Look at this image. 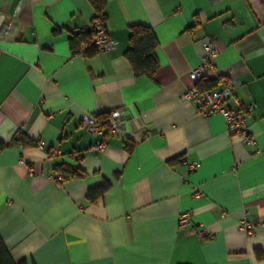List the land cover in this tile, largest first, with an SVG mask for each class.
<instances>
[{"label": "crops", "instance_id": "0c3cea01", "mask_svg": "<svg viewBox=\"0 0 264 264\" xmlns=\"http://www.w3.org/2000/svg\"><path fill=\"white\" fill-rule=\"evenodd\" d=\"M105 13L114 48L74 54L69 37L97 15L89 0H0V142L24 137L0 150V238L13 260L264 264V0H108ZM134 25L157 37L153 76H136L125 56ZM206 34L219 53L203 79L241 81L254 144L182 97ZM113 109L124 114L117 131L84 127ZM61 165L85 176L65 178Z\"/></svg>", "mask_w": 264, "mask_h": 264}, {"label": "built area", "instance_id": "2783aa9c", "mask_svg": "<svg viewBox=\"0 0 264 264\" xmlns=\"http://www.w3.org/2000/svg\"><path fill=\"white\" fill-rule=\"evenodd\" d=\"M83 31H90L93 33L92 46L98 52H107L114 48L115 43L109 37L105 27V22L95 17L91 24L84 28ZM204 54L201 58V63L192 70L191 79L193 85L189 87L182 95L185 100H193L196 105L197 112L200 115L207 116L213 113H220L223 115L227 131L231 136L239 137L245 144H254L256 139L250 131L247 122V114L251 110V105L243 106L242 103L235 98V91L241 81L236 78H228L224 80L222 87L219 89H212L208 91H201L197 83L204 77L207 71H213L216 68L215 58L219 50L216 45V38L211 34H206L202 41ZM237 103V107L229 106V100L233 99ZM123 111L121 109H113L109 113L108 131H117L123 123ZM84 127L93 135H99L105 131L100 125V122L95 117H85L83 120ZM39 145H44V142H39ZM95 146L101 150L104 147L103 142L96 141ZM187 163V162H186ZM190 169H196L198 163H187ZM58 181L62 180V176L55 177ZM178 223L180 227H184L189 223V214L182 213L179 215ZM240 228L248 235L255 233L256 226L247 220H243Z\"/></svg>", "mask_w": 264, "mask_h": 264}, {"label": "trees", "instance_id": "16d2710c", "mask_svg": "<svg viewBox=\"0 0 264 264\" xmlns=\"http://www.w3.org/2000/svg\"><path fill=\"white\" fill-rule=\"evenodd\" d=\"M96 10L97 15L95 17L101 18L104 22L106 19L105 6L108 0H89ZM93 33L90 31H82L73 34L69 37L70 46L74 54L80 52V46L83 43H88L89 47L93 50L89 54L97 52V50L92 46ZM129 49L126 51L125 56L131 63L133 67L134 74L136 76L148 75L153 76L159 67V62L155 55V50L158 47V40L150 27L144 25H134L131 27L129 36ZM198 88L201 91L212 90L216 86L215 80H204L203 78L197 83ZM108 119L109 113L105 114L103 117H98L100 125L108 132ZM23 143L24 137L21 135L19 138H15L11 143L4 144L0 142V150L4 147L14 144ZM128 151L133 149V144L128 143L126 146ZM58 171L63 173L66 177H84L85 173L80 171L79 168L68 169L65 165H61ZM63 178V177H62ZM110 183L105 181L97 187H93L88 190L87 199L91 202L96 201L99 197L103 196L105 191L109 188ZM256 254L259 258L263 257V252L259 249L256 250ZM0 264H17L10 255L8 249L4 245L2 239L0 238ZM22 264V263H19Z\"/></svg>", "mask_w": 264, "mask_h": 264}]
</instances>
